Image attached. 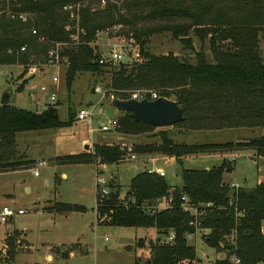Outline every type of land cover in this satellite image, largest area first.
I'll return each instance as SVG.
<instances>
[{"label": "trees", "instance_id": "1", "mask_svg": "<svg viewBox=\"0 0 264 264\" xmlns=\"http://www.w3.org/2000/svg\"><path fill=\"white\" fill-rule=\"evenodd\" d=\"M78 1L81 0H17L12 9L37 15L38 19L35 24L27 26L22 22L1 18L0 63L19 62L24 66L25 74L28 66L36 60L34 55H39V63L47 62V47L31 44L29 51L21 53L24 46L34 41L26 37L25 30L32 31L34 26L48 40L68 41V33L62 25L67 18L59 10L68 3ZM241 2L247 14H243L241 20H234V26H227L197 19L198 15L180 1L168 3L165 0H146V5L150 7L148 18L155 20L189 16L193 24L146 30L132 27L131 31L146 62L132 65L131 71H127L124 64L116 66L118 69L113 75L115 96L118 97L117 91L122 89L154 88L160 92L158 97L175 100L184 110L185 119L178 126H186L190 130H263L264 0ZM129 3L134 5L133 9L128 8ZM139 3V0H124L123 5L129 10L133 21L120 16L115 22L123 26L133 25L142 8ZM114 8L110 7V10L114 11ZM204 10V15L211 14L210 8L205 7ZM94 15L89 10L83 11V27L87 32L83 42L86 44L68 53L71 61L67 74L69 90L79 73L97 74L102 73L104 68H114L113 65L100 66L96 62L97 51L89 44L95 41L98 30L116 23L102 24L99 15L96 22ZM165 30L172 33L175 39L188 44L186 47L195 54V63L181 60L173 54L155 56L146 49L148 43L144 40L149 41L152 35ZM192 30L201 41L206 38L210 40L211 62L204 51L195 49L190 37ZM9 50L15 54L8 55ZM24 84L19 87L20 92ZM9 101L10 98L3 97L0 106V173L15 172L34 162L19 155V133L65 129L77 119V115L71 112L67 120H62L58 104L43 115H37L34 111L11 106ZM155 129L146 123L136 122L130 113H124L117 123V132L125 135H139ZM159 136L160 143L139 145L127 148V151L138 154L160 153L175 158L179 164H183L187 156L246 149H252L258 157H264V134L224 144L177 143L166 132ZM125 156L119 145L104 143L95 145L93 153L62 157L61 161L62 164L114 165L122 162ZM234 169L235 166L227 160L210 170L184 169L183 186L174 189L167 184L165 177L145 171L132 180L124 199L120 198L121 187L115 186L116 181H112L114 183L110 186L108 196L101 198L97 194L98 221L122 228L154 229L157 239L149 244L152 251L149 264L192 263L197 256L195 248L188 243V237L199 229L195 227L196 217L183 209V197H187L198 210L200 229L211 230L205 237L207 245L217 251L226 249L229 252L227 258L216 260L214 264H264V182L253 189L241 187L232 192L224 182V177ZM162 201H171V205L160 210ZM55 207L50 213L63 215L86 211L85 207L62 203ZM233 232L237 237L232 245L227 240ZM171 233L175 235L174 240L168 241ZM138 245L144 246L143 239L139 240ZM231 256H234V261Z\"/></svg>", "mask_w": 264, "mask_h": 264}, {"label": "rangeland", "instance_id": "2", "mask_svg": "<svg viewBox=\"0 0 264 264\" xmlns=\"http://www.w3.org/2000/svg\"><path fill=\"white\" fill-rule=\"evenodd\" d=\"M83 1L89 0L71 3L78 4ZM120 1L112 0L107 7L99 6V4L98 6L87 5L80 11L79 25L84 29V10L101 16L99 22L102 24L117 22L120 16L127 17L132 22L129 10L123 5L124 0ZM139 1L142 8L133 25L123 26L115 22V25L110 26L111 31L108 34L98 37V43L102 45L96 47L97 52L103 49L118 48L124 39H135L131 31L132 27L146 30L162 29L169 25L173 27L193 24V20L189 16L150 19L147 17L150 7L146 5V0ZM165 1L168 3L180 1L186 8L198 15L197 19L208 23L234 26V20H241L247 14L241 0ZM128 6L130 9L134 7L130 3ZM110 7L117 9L114 8L115 10L112 11L113 9L110 10ZM205 7L210 8V15H204ZM7 8L8 3L5 0H0V14ZM59 13L67 18V21L62 24L66 30V27L73 24L74 21L69 19V15L62 7ZM97 15L93 16L96 22L98 21ZM36 16L31 15L24 24L27 26L35 24L38 19ZM2 17L4 16L0 15V20ZM33 29L32 31L25 30L26 37L34 39V41L22 48L21 53L23 52V54L29 51L31 44L47 47L46 53L48 54L58 43L66 42L48 40L41 35L38 29V33L34 35ZM42 36L45 37L44 41L39 39ZM190 37L195 49L204 51L211 62L210 40L206 38L205 41H201L193 30L190 31ZM144 41L148 43L146 49L152 55L173 54L181 60L187 59L195 63V54L186 47L188 44L175 39L169 31L165 30L152 35L149 41ZM83 44L86 43L83 42ZM83 44L76 46L74 50L77 51ZM138 46L137 57L124 63L127 66V71H131L134 64L140 65L146 62L141 56L139 43ZM13 54L15 53L12 50L8 51V55ZM34 56L36 60L28 66L25 74L24 66L19 62H14L15 64L13 62L0 63V106L3 94L10 89L12 90L9 101L11 106L35 111L36 106L31 102L30 94H35L42 102H48L50 97L55 95L58 99V113L62 120H67L71 112L78 113L81 110L89 111L91 116L85 122L76 119L71 127L62 130L31 131L17 135L19 155L34 162L28 166L29 168L26 167L27 169L22 167L15 172L0 173V213L5 206L15 211H26L24 215L16 216L6 223L0 222V264H149L152 259L149 244L151 241H156V231L100 224L96 210L97 177H104L110 186L114 183L112 181H116L115 186H120L122 189L121 199L126 197L132 180L138 174L148 171L154 166L164 170L165 181L173 189L183 186L182 171L184 169L208 170L221 165L224 160L231 161L235 166L234 171L224 177V182L232 192L238 191L241 187L253 189L260 182H264V157H258L252 149L187 156L184 158L183 164H179L175 160L168 163L173 157L160 153L138 154L136 152L137 161H128L125 156L119 164L106 165V167H98L96 164H62V157L85 152L93 153L94 146L97 144L110 143L120 147L133 148L139 145L160 143L159 134L162 132H166L177 143L224 144L261 136L264 134V129L261 131H259L260 129L243 128L190 130L186 126L175 125L171 128L148 130L139 135L121 134L117 132V123L124 117V113L111 107V101L116 93L113 89V75L117 71L116 66L118 65L111 69L104 68L102 73H79L69 90L67 87L68 67L57 68L50 62L42 64L37 61L39 55ZM43 66H46L44 72L39 73L40 67ZM56 69H58V74L55 73ZM31 76L33 78H30ZM54 77L59 79L57 83L53 82ZM26 80H28L27 87L25 86L26 88L24 87L20 92L19 87ZM42 86L48 88L46 93L41 91ZM152 93L160 94L154 88L142 87L117 91L120 98L129 96L132 98L135 94L149 95ZM85 141L88 143L85 144ZM86 145L90 146V149H85ZM37 162L44 164L37 166ZM36 170L40 173L38 176L35 175ZM234 184L239 185L240 188L235 190L232 188ZM58 203L85 207L86 211L63 215L49 213L56 209L55 206ZM170 205L171 201H162L159 204V209H166ZM190 214L195 216L194 212ZM200 219V216L199 219L196 217L197 222H200ZM210 233L209 229L201 230L199 228L196 234L189 236L188 243L195 248L197 257L192 263L184 261L180 264H214L216 260L228 257L229 252L226 249L217 251L207 245L205 237ZM236 237L237 235L233 232L227 241L233 245ZM141 239L144 241L143 247L138 245ZM49 256L52 257L50 260ZM231 259L234 261V256H231Z\"/></svg>", "mask_w": 264, "mask_h": 264}, {"label": "built area", "instance_id": "3", "mask_svg": "<svg viewBox=\"0 0 264 264\" xmlns=\"http://www.w3.org/2000/svg\"><path fill=\"white\" fill-rule=\"evenodd\" d=\"M8 3V8L3 11L0 15L6 17L10 21H17V22H22L26 23L30 16L32 14L28 12H23L19 10H14L10 6L11 4L16 3V0H5ZM90 1V2H89ZM89 1H83L79 2L78 4L74 3H68L64 5L62 8L64 9L65 13L69 15V19L74 23L69 24L66 27V32L68 33V41L64 43H58L54 49L49 51L47 54V62L52 63L54 67H60V66H66L69 68L71 61H70V56L69 52L73 51L74 48L80 44H83L84 38L87 36V32L85 29L81 28L79 25L78 19H80V11L85 9L87 5H97L102 7H107V5L110 3L112 0H89ZM114 2L116 0H113ZM75 21H77L75 23ZM111 31V27L104 28L102 30H98L96 33V39L89 45L94 47V49H97L99 45L98 43V37H100L102 34H108ZM38 31L34 28L33 29V34L36 35ZM45 37H40L39 39L41 41H44ZM97 47V48H96ZM97 51V50H96ZM139 51V46L137 41L134 38L130 39H124L121 45H119L118 48H113V49H103L100 52H97V59L96 62L99 63L100 66H107V65H120L124 64L127 61L132 60L133 58L137 57ZM58 80L57 77L54 78V81L56 82ZM42 92H47L48 88L46 86L41 87ZM134 99L137 100H143V99H148V100H156L158 99V95L155 93L149 94V95H133ZM30 100L32 103L35 104L36 110L34 111L37 115H43L49 108H54L57 105V97L55 95H52L49 99L48 102H42L35 94H30ZM91 113L87 110H81L77 113V120L78 121H88L90 119ZM121 150L123 153L126 154L127 160L128 161H137L138 156L135 153L128 152L127 148L121 147ZM155 162V160H152ZM152 162V163H153ZM44 163L43 162H37V166H42ZM154 165V163H153ZM98 167H106V165H98ZM99 172V171H98ZM101 172V171H100ZM148 172L150 174H157L161 177H165L166 174L164 170L159 169L158 167L154 166L152 169H149ZM40 173L38 170H36L35 175L38 176ZM97 185V194L99 197L104 198L105 196H108L111 192L110 190V185L109 182L105 180L104 177H97L96 181ZM232 188L239 189L240 186L237 184L232 185ZM183 209L188 212H194L195 216L198 218L199 213L197 208H195L193 205H191L190 200L187 197H183ZM26 211L24 210H18L15 211L9 207H4L0 213V222L6 223L13 219L16 216H21L24 215ZM197 222V221H196ZM196 228H200V222H197L195 224ZM174 233H171L170 236L168 237V241H173L174 240Z\"/></svg>", "mask_w": 264, "mask_h": 264}, {"label": "water", "instance_id": "4", "mask_svg": "<svg viewBox=\"0 0 264 264\" xmlns=\"http://www.w3.org/2000/svg\"><path fill=\"white\" fill-rule=\"evenodd\" d=\"M12 90H7L4 98H10ZM111 107L120 113H130L136 122H143L157 129L171 128L184 121V110L175 100L159 97L156 100L120 99L114 96ZM76 115V112H74ZM85 149H90L86 145Z\"/></svg>", "mask_w": 264, "mask_h": 264}, {"label": "crops", "instance_id": "5", "mask_svg": "<svg viewBox=\"0 0 264 264\" xmlns=\"http://www.w3.org/2000/svg\"><path fill=\"white\" fill-rule=\"evenodd\" d=\"M43 63H47V62H43ZM43 63H42V64H43ZM48 65H49V64H48ZM48 65H46V66H48ZM51 65H52V63H51ZM46 66L40 67V69H39V73L44 72ZM55 73L58 74V69H56V72H55ZM33 77H34V75H33ZM33 77L31 76L30 78H33ZM54 78H55V77H54ZM54 78H53V82H54V83H57V82L59 81V79L55 82V81H54ZM27 81H28V80L24 81V83H26V84H24L25 86L27 85ZM25 86H24V87H25ZM26 87H27V86H26ZM26 87H25V88H26ZM89 113H90V112H89ZM76 115H77V112H76ZM83 122H84V121H83ZM61 130H62V129H61ZM87 143H88V141H85V144H87ZM234 157H235V156H234ZM173 160H175V159L172 158L171 160L168 161V163H170V162L173 161ZM175 161H176V160H175ZM208 170H210V169H208ZM63 177H66V175H63ZM260 183H261V182H260ZM49 213H50V212H49ZM53 214H55V213H53ZM263 233H264V222H263ZM188 238H189V237H188ZM50 258H52V257L49 256L48 259L50 260Z\"/></svg>", "mask_w": 264, "mask_h": 264}]
</instances>
